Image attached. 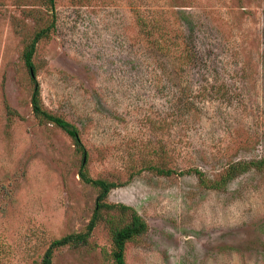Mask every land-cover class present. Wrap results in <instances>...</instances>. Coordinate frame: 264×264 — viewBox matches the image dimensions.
<instances>
[{
	"label": "rangeland",
	"instance_id": "374dc122",
	"mask_svg": "<svg viewBox=\"0 0 264 264\" xmlns=\"http://www.w3.org/2000/svg\"><path fill=\"white\" fill-rule=\"evenodd\" d=\"M54 1L32 58L43 107L77 126L89 175L119 184L106 201L146 221L126 263L264 264V0ZM51 15L0 0V264H42L98 193L72 139L32 112L22 52ZM235 162L249 164L223 187L201 184ZM111 248L99 220L51 264H113Z\"/></svg>",
	"mask_w": 264,
	"mask_h": 264
},
{
	"label": "trees",
	"instance_id": "16d2710c",
	"mask_svg": "<svg viewBox=\"0 0 264 264\" xmlns=\"http://www.w3.org/2000/svg\"><path fill=\"white\" fill-rule=\"evenodd\" d=\"M44 4L52 12V20L46 23L35 31L31 39L25 44L22 52V58L30 74L32 91L30 95V103L34 116L39 122L52 123L62 129L73 141L75 148L81 152L83 158L78 170L80 179L94 187L98 188L96 202L93 214L89 219L83 231L69 233L59 238L53 239L45 250L42 257V264H51L52 256L56 249L63 246H78L86 244L88 238L99 220L105 221L108 227L111 239V258L113 264H127L125 261L126 244L136 237L146 233L148 225L144 218L131 206L123 203H111L106 201L109 191L119 184L108 181L103 178H92L86 167V149L81 140L79 129L67 119L54 114L43 107L41 99L40 84L36 78V68L33 62V55L37 43L45 38H48L55 27L54 22V0H43ZM257 167L264 165V155L262 158L253 162ZM248 162H235L229 165L225 174L218 180L206 183L200 171H197L200 176V182L204 186L221 188L238 172L248 167ZM158 172L168 174L171 170L158 169ZM116 211L118 214L112 213ZM106 212V213H104ZM126 219V221H125ZM123 222V223H121Z\"/></svg>",
	"mask_w": 264,
	"mask_h": 264
}]
</instances>
